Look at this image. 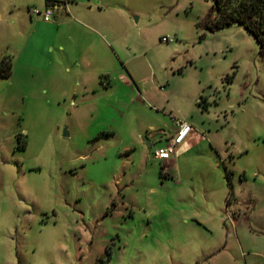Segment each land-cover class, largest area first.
I'll list each match as a JSON object with an SVG mask.
<instances>
[{"label": "rangeland", "instance_id": "374dc122", "mask_svg": "<svg viewBox=\"0 0 264 264\" xmlns=\"http://www.w3.org/2000/svg\"><path fill=\"white\" fill-rule=\"evenodd\" d=\"M11 1L0 0V63L11 64L0 75V264H264L254 37L209 31L210 0H102L113 60L99 52L113 74L82 99L93 75L73 65L78 53L26 40ZM170 114L208 141L164 168L150 146Z\"/></svg>", "mask_w": 264, "mask_h": 264}, {"label": "crops", "instance_id": "0c3cea01", "mask_svg": "<svg viewBox=\"0 0 264 264\" xmlns=\"http://www.w3.org/2000/svg\"><path fill=\"white\" fill-rule=\"evenodd\" d=\"M50 1H57L59 4V7L54 11L52 21L45 22L30 17V8L36 7L43 9L50 4ZM67 1L68 10L60 5V3H66ZM9 7L11 22L18 28L25 30L26 40L29 42L31 40L33 44L40 43L52 51L54 48L58 49L61 53L68 50L70 46L75 49L78 56L77 62L73 63V65L78 68L82 67V78H85L84 76L87 71L93 75L89 83L86 78L85 80L82 79V99L87 96L89 90L96 91L98 89L97 85L102 88H107L104 85L103 77H111L113 71L102 68L103 66H107L108 63L106 64V58L103 60L104 58L101 57L99 46L106 49L108 53L109 51L111 52V57L109 59V62H111L114 53L110 45H112L114 33L110 23H108L109 21L103 22L99 18L100 14L104 12L102 0H15L11 1ZM108 8H111L109 4L106 6V9ZM82 19L90 24H86ZM97 29L103 30V33L99 32ZM64 60L65 59L61 56L60 61L64 62ZM119 80L118 77L115 78V81ZM164 101L169 103L168 99ZM197 102L199 104L204 103L206 107L208 106L207 99L203 101L198 99ZM184 120L188 122V120ZM173 123L170 131L162 130L159 132L160 137L157 139L155 138L153 141L150 146L154 151L152 153L153 156L156 151L165 149L168 145L170 136L174 134L177 128L175 122ZM194 130L195 134L188 139L186 144L181 147L176 154L171 156L172 159L169 160V164L188 154L195 147L202 146L203 142L208 141L207 137L206 139H200L198 134L201 132L197 131L195 128Z\"/></svg>", "mask_w": 264, "mask_h": 264}, {"label": "trees", "instance_id": "16d2710c", "mask_svg": "<svg viewBox=\"0 0 264 264\" xmlns=\"http://www.w3.org/2000/svg\"><path fill=\"white\" fill-rule=\"evenodd\" d=\"M212 9L208 14L207 28L211 32L233 26L243 27L256 40L259 52L264 56V0H210ZM57 1H50V4ZM11 64L0 63V75L10 76ZM202 101V100H201ZM19 147H25L21 135L17 136ZM108 256L109 252L107 251Z\"/></svg>", "mask_w": 264, "mask_h": 264}, {"label": "built area", "instance_id": "2783aa9c", "mask_svg": "<svg viewBox=\"0 0 264 264\" xmlns=\"http://www.w3.org/2000/svg\"><path fill=\"white\" fill-rule=\"evenodd\" d=\"M68 1L66 3H60L61 6L65 7L68 10ZM59 7L58 3L48 5L47 7L40 8H30L29 15L34 19H40L45 22H50L53 20L54 11ZM163 41L171 42L173 38L164 37ZM172 121L175 122L177 128L173 135L170 136L168 145L165 149L158 150L154 153V156L161 161H165L163 164L164 168H168L169 160L171 156L176 154L178 150L183 147L188 139H190L194 134V127L187 121L179 119L176 116L170 114ZM200 139H206V136L202 133L198 134Z\"/></svg>", "mask_w": 264, "mask_h": 264}]
</instances>
